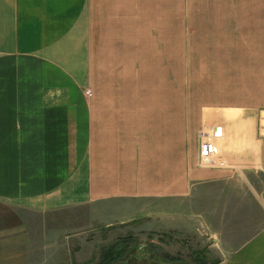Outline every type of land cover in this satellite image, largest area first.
<instances>
[{
    "label": "crops",
    "instance_id": "1",
    "mask_svg": "<svg viewBox=\"0 0 264 264\" xmlns=\"http://www.w3.org/2000/svg\"><path fill=\"white\" fill-rule=\"evenodd\" d=\"M251 13L264 17V0H0V209L16 216L0 223V264L99 262L68 251L59 216L77 205L85 229L116 209L164 242L213 232L210 211L232 230L226 217H247L246 199L264 213V187L251 186L264 178V108L213 90L177 96L167 81L181 71L187 89L254 95L264 24L248 25L262 45L245 50L236 30ZM238 68L248 84L231 77ZM209 189L211 208L192 207ZM212 238L197 262L264 264V225L228 250Z\"/></svg>",
    "mask_w": 264,
    "mask_h": 264
},
{
    "label": "rangeland",
    "instance_id": "2",
    "mask_svg": "<svg viewBox=\"0 0 264 264\" xmlns=\"http://www.w3.org/2000/svg\"><path fill=\"white\" fill-rule=\"evenodd\" d=\"M252 15L247 17L246 20H250V22H242L237 24V35L243 36L245 35V39H239L237 38V47L242 48V50L248 49L252 46H259L263 44L264 49V41L261 44V38H259V28L260 24H264V17H256L253 13ZM238 20H240L238 18ZM257 23V24H256ZM260 23V24H258ZM250 24L251 29L257 27L258 31H254V35L258 37V40H256L253 36H250V34L247 32V27ZM176 27H179V30L182 28V26L185 25H175ZM256 37V38H257ZM264 37V36H263ZM246 61L245 65L242 63L241 66H247L249 64V58L248 55L243 56ZM264 58V57H263ZM221 59H224V57H221ZM226 59V58H225ZM224 59V60H225ZM260 59V57H259ZM229 60H233V57L230 56ZM178 69L180 66H176ZM237 76V83H244L246 79H248L247 71L246 70H237L235 73L234 71L231 74V77ZM255 78L250 81L251 84L258 83L260 87L258 89H255L254 95H249L248 98H246L248 94L247 87L237 88L236 91L233 90V87H227V88H216V89H208V88H194L189 87L188 89L186 87H181V83L183 76H186L187 73H183L181 71H172L168 73L167 75V81L171 82L172 84V90L174 95L177 96H193L194 94H206V92H209L210 90H213V94L215 96H221L225 99V102L237 105V106H245V107H253V108H264V62H259ZM230 81V80H228ZM185 83V82H184ZM248 84V81L245 82ZM168 89V88H167ZM198 92V93H197ZM237 93V101L233 102L232 95ZM149 96H153V94H150ZM256 96V97H255ZM253 182L251 186L255 190H260L262 187H264V178L261 177V174H254L253 176ZM202 190V189H201ZM248 189H240L239 187L236 189V191H241L242 194L245 193ZM206 191V190H205ZM214 190L209 189L206 191L207 195L200 199H196L193 201H190L189 203L192 204L191 206L194 208L198 207H204L205 208H211L212 200H205L204 198H211L212 193ZM245 201L247 203V211L244 215H247V217H238V216H228L226 217V220H231L230 227L232 230H229L227 227H223V221L217 216L213 215V212H209V214L206 216V220L208 222V227H211L214 231L213 232H205L207 231L206 228H203V231H197L195 232L193 236V242L191 239L183 237L182 235L176 234L174 239L169 240L167 242H164V237H159L155 235H149L145 234L143 232H138L136 229L137 227L131 226L129 223L125 224H119V220L124 219L122 217V213L119 210L116 209H110L109 211L105 212L102 216L93 218L92 220V227L85 229L84 226L85 221V206L77 205L72 206L70 213L71 216L63 215L64 212H60L59 218L61 219V225L64 226L65 229L69 230L66 232L67 235L71 236V239H75V242L73 247H71L70 250H68L71 254V256H77V257H90L92 256V261L96 262L100 257L103 250H105L110 244L112 243H120L121 239H129L131 241V247L130 250H128V258L126 259V264H207L202 262H197V248L198 246L201 248H204V246L208 243H211V240H213L214 234H220L221 238L219 239L218 243L222 246V248L227 249L228 247H236L242 240L243 236L254 234L256 230H258L260 227L264 225V213H262V210L257 206V202H253L252 200ZM250 203V204H248ZM148 205V204H147ZM149 207V205H148ZM145 208L144 206L141 207L143 210ZM145 211V209H144ZM140 212L145 213V212ZM244 211V210H243ZM13 212L6 208L0 209V223H8V222H14L16 221V216L12 214ZM76 213V214H75ZM75 214V215H73ZM130 215V214H129ZM143 215V214H142ZM51 219L54 218L52 215H50ZM124 216V215H123ZM128 216V215H126ZM19 217V216H18ZM120 217L122 219H120ZM127 218V217H126ZM175 219H179L180 216H174ZM105 222H110L111 224L108 226L102 225ZM242 224L247 231L245 232H236L234 230V225ZM193 224H195L193 222ZM250 231V232H249ZM165 233H158V235L164 236ZM198 236V237H197ZM199 236L201 239H199ZM150 238L154 239L156 241V244H149ZM197 238V239H196ZM215 240H218V237L215 238ZM144 242L146 247H142L141 249L138 247V243ZM169 251L172 252V254L169 253ZM162 254H169L172 258V260H163Z\"/></svg>",
    "mask_w": 264,
    "mask_h": 264
},
{
    "label": "trees",
    "instance_id": "3",
    "mask_svg": "<svg viewBox=\"0 0 264 264\" xmlns=\"http://www.w3.org/2000/svg\"><path fill=\"white\" fill-rule=\"evenodd\" d=\"M133 246L129 239L124 238L120 240V243H112L103 250L99 262L95 264H123L128 258V250ZM162 258L170 261L173 257L169 254H162Z\"/></svg>",
    "mask_w": 264,
    "mask_h": 264
}]
</instances>
